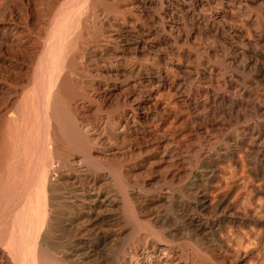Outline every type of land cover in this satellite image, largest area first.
Segmentation results:
<instances>
[{"label":"bare ground","instance_id":"bare-ground-1","mask_svg":"<svg viewBox=\"0 0 264 264\" xmlns=\"http://www.w3.org/2000/svg\"><path fill=\"white\" fill-rule=\"evenodd\" d=\"M56 1L58 0H31L30 3L33 7H37V11L42 12L48 10L49 6ZM16 2L24 7V13L20 14L17 19L12 14V8ZM149 2V0H128L122 8H112L107 7V0H60L58 11L55 12L53 22L51 21L52 25L49 31L47 30L46 39L41 40L38 37L33 40L26 21L29 17V2L24 5L23 0H0V21L7 22V25L2 28L0 46L11 44V42L7 43L9 35H13L12 40H16V44H11L10 47L14 48V55L8 56L9 64L6 65L7 68L4 69V72L1 69V63H3L1 58H6L0 53V91L8 93L11 86L9 82L11 74L25 76L27 80L29 79L28 81L31 80L27 70L31 65L32 56L38 55L37 71L39 75L37 86L35 84L36 88L32 89V87L34 88L33 84L29 87L33 92L30 97H25L27 99L23 103L22 112L19 110V115L17 113L18 116H15L12 121L9 120L5 130L7 136L4 144L2 143V148L7 151L4 156L8 157L14 173L19 174V177L22 178V184H28L30 187V184L34 182L33 173L36 175L35 181H38V184L34 185L35 199L32 198L28 204L30 198H27L26 200H29L26 205L24 204L26 200L21 201L22 210L24 207L22 214L19 215L17 205V207L13 206L14 209L17 208L16 214L13 212L14 209L0 210V264H50L51 261L67 262L68 264H210L205 262L206 260L200 259L199 262L194 259L191 261L189 250L176 244V241L182 238L187 240L190 236L201 241L204 236H212L218 230L217 226L219 227L218 223L221 217L228 219L229 223L234 222L235 219L231 216L228 207L224 205L223 198H220L215 206L213 205L212 210H209L211 212L206 211L205 196H207V188L212 183V165L219 156L213 154V151L209 149L207 152H203L207 146L213 143L214 137L210 131L216 125V120L211 116L200 114L201 111H199L187 121L189 124H196L203 137L201 138L200 155L195 156L194 162L190 163L192 164L190 168L187 167L189 172L185 175L186 179L180 180L186 171V166H189L184 155L185 151L183 152L185 144L184 146L179 144L180 146H174L175 148L172 147L173 149L170 150L164 149L166 154L169 151L170 159L168 160L170 161L167 163L166 171L162 172L161 181H157L162 183L159 192L151 197H144L141 199V203L136 201V204H141L139 213L144 215L150 223L146 229L148 232H145L144 236L143 233L140 236L141 224L136 221L132 228L134 236L131 237L129 243H119L116 246V257L112 259V255L107 253L108 244L117 242V240L122 241L124 229H118L119 231L111 228V230H101L103 225L99 230L94 229L100 223L105 224L104 221L118 218V215L114 216L112 213L120 208L123 201L128 200V195L124 191L127 188H132L128 182H116V176L112 174L116 171V166L112 170L109 169L111 172H103L105 167L103 168L95 162L92 146L107 137V107L105 109L100 107V104L107 100V81L120 77L122 70L128 72L125 75L121 74L122 82H120L125 87L123 89L128 90L127 81L132 80L137 85L136 80H140L139 71L142 69V65H139L140 62L138 63L136 60L126 59L130 41L126 36H123L124 34L121 36V28L131 25L132 29L137 32L132 43L134 50L150 51L155 48L157 30L154 20L150 18L148 23L141 22V15L146 13ZM6 12H8L7 16H5ZM129 19L134 22H130ZM107 22L114 24L109 36L107 35ZM107 43L112 52L108 53ZM145 63L148 66H153L155 59L149 58ZM37 71L34 72L37 73ZM167 71L178 74V76L193 73L189 68L180 66L173 71L171 69ZM21 72L26 74L23 75ZM165 78L161 77L159 83L167 87L171 86L173 81L167 82ZM202 83V88H206L212 82L205 79ZM86 89L95 93H93L97 97L95 101L92 97L93 94L87 92ZM93 102H99L96 108L99 116L90 119L83 112L86 105ZM17 107L19 109L18 105ZM140 109V106L137 105L131 109V115L122 111L120 114L118 113L116 122L110 121L112 124L119 125L122 120L120 132H122V138L131 143L128 149H131L132 152L144 153V151L156 150L162 144L159 145L157 142L159 125L156 123V119L147 113H141ZM187 131L188 135L194 132L189 128ZM56 132L60 135L61 148H65L60 153L56 152V148L53 150V146H50L53 142V134ZM259 132L260 130H255L256 134ZM163 136L166 146L174 143L173 138H166L167 133H164ZM56 140L58 139L56 138ZM1 151L0 147V157ZM68 152H72L71 165L67 160ZM232 154L227 150L221 155L224 158H229ZM52 159L60 162L57 171L61 180L59 179L60 181L56 183L51 179L52 176L48 170V162ZM5 173L7 172L5 171ZM52 174L54 175V173ZM129 175L125 176L129 177ZM1 183L3 184V182ZM115 184L120 186L122 194L115 192V189L111 190ZM29 190H32L31 187ZM132 190L134 189L132 188ZM135 191L132 193L141 196L138 190ZM135 200L137 199L135 198ZM62 202L73 205L77 210L74 209V213H66L65 225L72 227L74 224L75 230H73L74 234L70 230V233L73 234L72 237L69 233L71 238L67 241L68 236H66V243L64 241L65 244L59 247L56 246L57 244L50 243L48 236L55 227L54 232L57 233L59 230L57 229L59 223L56 222V219L58 210L63 207ZM172 202L181 211L180 214H171L160 210L162 206ZM69 204L66 205L67 208ZM188 209L192 213H185V210ZM61 218L63 219L64 216L60 217V220ZM180 218L185 222H179ZM110 222L112 223V221ZM63 228L66 229V227ZM63 228L61 227V230ZM68 231L66 229V232ZM61 234L63 235L62 232ZM206 240L209 241V238Z\"/></svg>","mask_w":264,"mask_h":264},{"label":"rangeland","instance_id":"rangeland-1","mask_svg":"<svg viewBox=\"0 0 264 264\" xmlns=\"http://www.w3.org/2000/svg\"><path fill=\"white\" fill-rule=\"evenodd\" d=\"M58 1L50 5L48 10L41 12L37 11L36 6L33 7L30 3L31 0H23L24 5L28 2L30 5L28 9L29 17L26 21L30 27L33 40L38 37L41 40L46 39V34L52 25L55 12L59 8L60 0ZM149 1V5H147L148 11L146 8V13L144 15L141 13V22L148 23L150 18L154 20L157 30L155 48L150 51L134 50L132 43L134 36H137V32L132 29L131 25H125L121 28V36L124 34L123 36H126L130 41L129 49L126 51V59L140 62L139 65H142L143 70L140 69L139 71L140 80H136L137 85L132 80L127 81L128 90L123 89L125 87H123V84L121 85V76L128 72L122 70L120 77L107 81V100L100 104L103 109L107 107V137L102 142L100 141L92 146L95 162L101 167H105L103 172H111L110 170L116 166V171L112 172L116 176V182H128L134 190L127 188L128 191H124L128 195V200L123 201L120 208L114 211L115 214L114 212L112 213L114 216L118 215L117 219L119 221L117 219L104 221L105 224L100 223L94 229L99 230L102 227L101 225H103L101 230L112 229L119 231L124 229L122 241L117 240V242L108 244L107 253L109 252L112 255V259L116 257V246L119 243H129L131 237L134 236L132 228L136 221L141 224L140 236H142V233L144 236L145 232H148L146 229H148L150 223L144 215L139 213L141 204H136V201L141 203V199L144 197H151L159 192L160 184L162 183L158 182L161 181L162 175L166 171L167 163L170 161L168 160L170 159L169 151L166 154L164 149L170 150L175 148L174 146H184V144L185 147H189L188 149L183 148L185 158H187V165L189 166L185 165L186 171L182 174V179L180 180L186 179L185 175L192 166L190 163L194 162L195 156L200 155L201 138L203 137L202 132L197 129V125L189 124L187 121L188 118L201 111L200 114L211 116L216 120V125L210 131V134L214 137L213 143L207 146L203 152H207L209 149L213 151V154L219 156L212 165V183L207 188V196H205L206 211L212 210L217 201L223 198L225 200L224 205L228 207L231 216L235 220L233 223H229L228 219L221 217L222 220L220 219L218 223L219 227L217 226L218 230L212 236H204L201 241H197L196 238L190 236L187 240H184V238L177 240L176 244H180L189 250L191 261L194 259L199 262L200 259L206 260L205 262L210 264H264V0ZM127 2L128 0H111V2L107 0V7L122 8ZM13 7L12 14L17 19L20 14L24 13V7L23 5H18L17 2ZM7 14L8 12H6L5 16ZM129 20L134 22L132 19ZM6 25V21H0V36H2V28ZM112 25L114 24L107 22L108 36L112 33ZM144 28L146 29V26ZM12 39L13 35H9L7 43L10 44L11 42V44L15 45L16 40ZM11 44L9 46H0V53L6 58H1V62H3L1 63V69L3 72L7 68L6 65L9 64V57H12L15 52L13 47L10 48ZM107 51L108 53L112 52L109 45L107 46ZM149 58L155 59L153 66L146 65L145 61L148 62ZM37 62L38 55L36 57L32 56L31 65L29 70H27L30 73V81L25 76H21V79L19 75L11 74V76L9 75L11 86L8 93L0 91V147L2 150L0 157V210L8 208L13 210L15 205V207L18 206L19 215L24 211V207L23 210L20 207L22 206L21 201L23 202L30 198V200L28 199L29 201H24L26 205L27 201L29 204L32 198L35 197V193L33 195L34 185H37L38 181H35L36 175L32 172L34 178V182L30 184L32 190H29L28 184H22V178L19 177V174L14 173L15 171L10 167L8 157L4 156L7 151L2 148V143L4 144L7 136L5 130L10 122L9 120L12 121L15 116H18L19 110L22 112L23 103L27 99L25 97H30L37 86L39 80ZM178 66L189 68L193 73L186 76H178V74L173 72L168 73L167 70L171 69L173 71ZM34 71H37V73ZM21 74L25 75L26 73L21 72ZM161 77H166L167 82L173 81L172 85L169 87L161 85L159 83ZM204 78L212 82L206 88H202ZM32 84L34 86V88L32 87L33 90L29 88ZM114 86L116 87L112 88ZM86 91L90 92L89 89H86ZM93 93L90 92V94ZM93 95L92 97L95 101L97 97ZM23 99H25L24 102ZM98 103L93 102L90 105H86L83 114L90 119H93V117L94 119L97 118L99 116L96 110ZM137 105L140 106L141 109L139 111L141 113L149 114V116L156 119V123L159 125L157 142L162 145L156 150H148L147 152L144 151V153L132 152L131 149H128L131 143L124 140L121 135L122 132H120L123 121L121 120L119 125L111 122H116L118 115L122 111L131 115V109ZM187 128L194 132L188 135ZM255 130H260V132L256 134ZM164 133L168 134L166 138H173L174 143L166 146V143L163 142L165 140ZM55 134H53L54 137L52 136L53 142L50 146H53V150L56 148L57 153L63 152L65 148H61L60 135L57 132ZM227 150L233 154L229 158H224L221 154ZM67 154L68 164L71 165L72 158L70 157L72 152ZM55 160L52 159L51 161L54 162ZM51 161L48 162L49 165L51 164L50 166L48 165V170L50 176H52L51 179L56 183L61 180L57 171L60 162L56 160L52 164ZM14 174L15 176H13ZM125 175H129V177ZM56 177L59 178L57 179ZM9 178L11 179L8 182ZM19 182L21 183L20 185ZM15 188L17 189L15 190ZM119 188L120 186L115 184V186L111 187V190L115 189V192L122 194L123 191ZM135 190H138L141 196L132 193ZM22 193L24 197L21 195ZM132 196L134 197L132 198ZM139 198L140 200H138ZM172 203L166 204L167 207L166 205L162 206L160 210H165L171 214H180L181 211L175 206L174 202ZM62 204V209L58 210L62 216L57 212L59 216L57 215L56 219V222L58 221L59 223L57 226L60 228L57 227L59 230L56 233V231L54 232L55 227L48 236V241L55 245L57 244L56 246L59 247H62L66 240L68 241L74 234V224L71 227L65 225V222L66 215L77 210L76 207L67 202H62ZM68 204L67 208L66 205ZM17 208L14 209V213ZM189 212L192 213L190 209L185 210V213L189 214ZM63 216L64 220L62 218L60 220V217ZM183 221L184 219L180 218L179 222ZM61 227H66L69 231L66 232L65 228L61 230ZM70 230L73 234L70 233ZM69 233L71 237L68 235ZM65 238L67 239L65 240ZM206 238H209V241ZM64 241L65 243H63ZM53 262L55 261L49 263L52 264ZM55 263L68 264L67 262Z\"/></svg>","mask_w":264,"mask_h":264}]
</instances>
